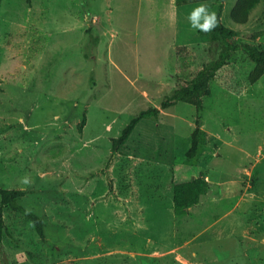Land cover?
Listing matches in <instances>:
<instances>
[{
	"label": "rangeland",
	"instance_id": "374dc122",
	"mask_svg": "<svg viewBox=\"0 0 264 264\" xmlns=\"http://www.w3.org/2000/svg\"><path fill=\"white\" fill-rule=\"evenodd\" d=\"M236 1L224 0L223 23L264 47V0L245 24L230 18ZM181 3L0 0V186L26 191L19 202L47 239L5 206L0 264H264V75L250 82L243 50L202 111L179 102L144 118L112 155L133 117L221 52L188 20L205 2ZM179 163L209 179L207 197L183 214L169 203Z\"/></svg>",
	"mask_w": 264,
	"mask_h": 264
},
{
	"label": "trees",
	"instance_id": "16d2710c",
	"mask_svg": "<svg viewBox=\"0 0 264 264\" xmlns=\"http://www.w3.org/2000/svg\"><path fill=\"white\" fill-rule=\"evenodd\" d=\"M185 0H176L182 4ZM205 2L211 10L217 14L219 21L218 27L208 34L212 42L221 44L222 49L219 56L206 63L197 74L185 85L174 89L162 103L160 107H149L142 110L138 115L123 129L118 137L112 138V155L119 153L121 147L126 143L137 124L144 118H159L161 109H167L179 102H185L196 107L197 111L204 109V99L212 96L211 83L217 76L218 71L229 63L232 56L243 50L249 59L255 64L254 69L249 75L251 83L257 82L264 75V47L248 41L238 42L236 32L223 23L222 16L224 11V0H195ZM261 0H237L230 12V18L234 23L245 24L249 21L251 12L257 7ZM255 33L253 36H257ZM86 120L80 123V130L83 131ZM202 135L201 121L196 120V126L191 136V146L186 152L188 159H195L199 153L200 138ZM171 184L173 190L174 211L176 214L189 212V208L197 205L202 196L208 192L209 181L201 166L194 163H179L171 168ZM26 194L22 189H7L0 186V240L3 239L5 230V220L3 208L9 206L27 215L35 224L40 237L47 241L44 220L36 213L28 210L20 204L19 199Z\"/></svg>",
	"mask_w": 264,
	"mask_h": 264
},
{
	"label": "clouds",
	"instance_id": "9594fccd",
	"mask_svg": "<svg viewBox=\"0 0 264 264\" xmlns=\"http://www.w3.org/2000/svg\"><path fill=\"white\" fill-rule=\"evenodd\" d=\"M188 20L193 29L199 30L203 33H209L219 25L217 14L205 3H201L194 8L189 14ZM22 183L25 185L29 184V178L27 176L23 177Z\"/></svg>",
	"mask_w": 264,
	"mask_h": 264
},
{
	"label": "crops",
	"instance_id": "0c3cea01",
	"mask_svg": "<svg viewBox=\"0 0 264 264\" xmlns=\"http://www.w3.org/2000/svg\"><path fill=\"white\" fill-rule=\"evenodd\" d=\"M155 107H156V106H155ZM163 111H164V110L161 109V112H160L159 117L162 115V112H163ZM119 152H120V151H119ZM116 155H117V154H116ZM116 155H114V156H116ZM199 166H200V165H199ZM206 179H207V176H206ZM207 180L209 181V179H207ZM171 189H172V188H171ZM171 192H172V191H171ZM207 195H208V194L203 195V196H202V199L205 198V197H207ZM213 198H214L213 195H210V197H208V200H213ZM202 199H201V201H202ZM201 201H200V202H201ZM213 201H214V200H213ZM200 202H199V203H200ZM169 203H170V205L174 208V201H173V196H172V194L169 195ZM210 204H211V203H210ZM192 208H193V207L189 208V212L192 210ZM174 212H175V211H174ZM232 227H233V226H232L231 224L228 225V229H230V228H232Z\"/></svg>",
	"mask_w": 264,
	"mask_h": 264
}]
</instances>
